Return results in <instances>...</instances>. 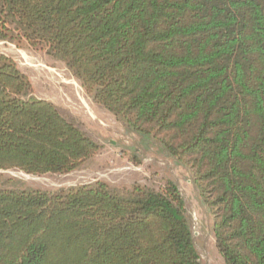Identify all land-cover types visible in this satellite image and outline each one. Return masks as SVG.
<instances>
[{
    "label": "trees",
    "instance_id": "obj_1",
    "mask_svg": "<svg viewBox=\"0 0 264 264\" xmlns=\"http://www.w3.org/2000/svg\"><path fill=\"white\" fill-rule=\"evenodd\" d=\"M0 40L64 63L146 148L188 169L225 264H264V0H0ZM33 94L0 55V171L66 175L101 152ZM0 264L202 262L166 181L0 189Z\"/></svg>",
    "mask_w": 264,
    "mask_h": 264
},
{
    "label": "rangeland",
    "instance_id": "obj_2",
    "mask_svg": "<svg viewBox=\"0 0 264 264\" xmlns=\"http://www.w3.org/2000/svg\"><path fill=\"white\" fill-rule=\"evenodd\" d=\"M0 55L12 58L33 85L35 99L52 102L98 143L101 152L80 169L66 175H28L18 170L0 171V189L57 192L104 182L120 193L135 184L153 189L175 182L185 198L195 244L202 264H225L217 249L213 217L203 205L188 169L162 153L157 144L146 148L137 134L87 95L64 63L27 44L0 40ZM139 155L137 165L133 155Z\"/></svg>",
    "mask_w": 264,
    "mask_h": 264
}]
</instances>
